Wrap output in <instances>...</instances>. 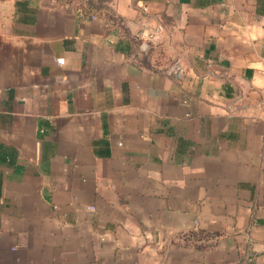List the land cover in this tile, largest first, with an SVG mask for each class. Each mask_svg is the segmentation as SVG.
Masks as SVG:
<instances>
[{
	"label": "crops",
	"instance_id": "0c3cea01",
	"mask_svg": "<svg viewBox=\"0 0 264 264\" xmlns=\"http://www.w3.org/2000/svg\"><path fill=\"white\" fill-rule=\"evenodd\" d=\"M0 264H264V0H0Z\"/></svg>",
	"mask_w": 264,
	"mask_h": 264
},
{
	"label": "built area",
	"instance_id": "2783aa9c",
	"mask_svg": "<svg viewBox=\"0 0 264 264\" xmlns=\"http://www.w3.org/2000/svg\"><path fill=\"white\" fill-rule=\"evenodd\" d=\"M167 74L176 79H182L183 78V66L181 62L179 60L174 62L168 69Z\"/></svg>",
	"mask_w": 264,
	"mask_h": 264
}]
</instances>
